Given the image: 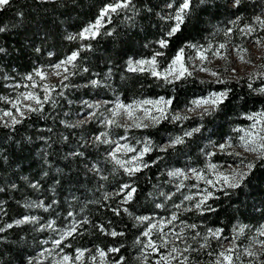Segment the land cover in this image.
Instances as JSON below:
<instances>
[{
  "label": "trees",
  "instance_id": "1",
  "mask_svg": "<svg viewBox=\"0 0 264 264\" xmlns=\"http://www.w3.org/2000/svg\"><path fill=\"white\" fill-rule=\"evenodd\" d=\"M116 2L10 0L0 9V27L5 29L0 32V48L4 49L0 52V114L11 109L21 92L37 95L42 101L35 107L42 110L30 112L15 126L5 127L0 120V264L34 263L48 226L60 230L73 225L75 231L65 240L68 253L104 251L121 264H137V243L148 224L138 218L159 213L157 191L167 172L187 164L203 166L209 144H222L234 128L248 124L247 116L264 111V93L259 91L264 89V71L253 80H207L192 72V76L166 83L148 71L128 70L130 59H151L156 52L163 53L156 56L157 68L165 70L181 47L184 56L189 55L186 44L202 46L229 29L234 33L252 25L264 13V0H241L235 8L231 0H213L212 5L193 0V14L163 49L157 41L167 38L172 21L161 17L174 13L182 0H133L135 12L110 13V22L105 17L94 38L80 36L106 5ZM170 2L172 8L167 7ZM73 53L78 55L66 65L61 81L47 83L34 74ZM28 75L33 80H27ZM93 81L98 83L93 85ZM44 85L49 86L47 93ZM226 90L228 102L218 111L210 109L212 115L206 111L175 123L164 119L147 129L145 134L154 146L145 155L143 168L132 175L104 155L107 148L103 151V146L85 140L100 132L93 122L75 125L66 121L69 114L79 113L81 102L98 98H118L125 104L171 98L170 108L176 111L200 97ZM196 128L200 131L184 135ZM175 134L184 143L161 150L166 137ZM234 158L216 152L211 156L213 162L229 163ZM250 162L256 168L245 186L214 190L205 210L195 217L198 226L222 229L221 234L229 235L236 225L264 223V160ZM39 204L43 207L36 206ZM25 217L36 219L16 223ZM113 248L119 251H110Z\"/></svg>",
  "mask_w": 264,
  "mask_h": 264
},
{
  "label": "rangeland",
  "instance_id": "2",
  "mask_svg": "<svg viewBox=\"0 0 264 264\" xmlns=\"http://www.w3.org/2000/svg\"><path fill=\"white\" fill-rule=\"evenodd\" d=\"M257 17L264 20V13L258 14L254 18L252 25L236 29L234 33H231L229 29L230 32L228 30V34L225 33L223 36H218L214 41L202 45L203 48L209 49L205 52L207 56L206 60H200L197 53L191 49L188 53L189 55L187 57L184 56L185 66L188 68V71L207 80H227L241 77H247L253 80L260 71H264V27L258 22ZM248 27H251L253 31L248 32ZM241 29H244V31H241ZM221 44L225 45V47L220 48ZM213 53H219V55H213ZM241 56H243V61L241 60ZM131 60L135 63L141 59ZM66 65H63L60 69H56L54 65L42 71L46 78L40 79L47 83L61 81L65 76ZM145 67L147 68V66ZM212 73H215V75ZM169 80H173V77H169ZM23 94L24 92L19 93L17 97L14 98L11 109L5 111L12 112L13 116L20 121L30 113V111L27 110L29 105L32 107H36L37 105L33 100L24 99ZM207 96L198 99L206 98ZM144 100L129 104H136ZM17 101H19L18 107L20 111L24 113L23 116L13 107V104ZM118 102L123 103L118 98L113 100L98 98L91 101H83L81 102L82 106L79 113L76 115L69 114L66 121L68 123H74L75 125L93 122L95 127L100 129V132L96 136L92 133L85 136V140L103 146V151L107 148L104 155L114 164L116 163L111 153L119 145L121 151L116 153V157L125 162L131 161V163H126L125 167H138L139 170L143 168V159L145 155L150 152L154 146L153 140L145 134L147 129L157 126L164 119H170L171 122L175 123L185 121L186 119L207 111L204 107L197 108L191 102L188 107L182 110L172 111L169 106L165 110V116L161 117L160 113L156 111L152 105L143 104L139 109L134 110V116L139 117V120L136 122L146 125V127L137 128L134 126V121L127 119L123 110H120V115L113 117L112 110L116 107ZM89 105H93V107H89ZM145 110H147L149 117H160L159 121L154 122L152 119L146 118ZM208 110H210V108ZM3 113L0 114V120L3 124L7 122L8 125H11L12 117L4 116ZM174 115L186 118L173 120L172 117ZM107 119H114L117 123L108 126L106 123ZM248 120L249 122L247 125L234 128L232 134L222 143L225 144L230 138L232 147L221 150L219 145H208V150L204 154L206 161L203 166H190L187 164L183 168H173L167 172L166 179L157 191L158 202L156 204L157 207L160 205L158 207L159 213L148 216V219L142 221L143 223H148L144 232L153 224L157 227L153 228L147 237L142 234V237L138 241L134 256V260L137 264H157V261H160V264H181V261H185V264H216L217 259L220 258L219 253L230 248L235 249L232 252L233 264H264V246H262L264 236L259 235L260 230L264 228V223H260L254 227L236 225L229 235L220 234V238L216 239L209 235V230L215 229H204V227L198 226L199 222L195 218L205 210L206 202L213 196L214 190L227 187V185L223 184L222 180L219 179L221 174L231 176L234 172L247 171L246 165L250 160L252 161L259 158L257 153L247 152L242 147H239L241 143L240 137L244 135V132L236 131L235 129H244L245 131L252 132L257 131V129L252 128L254 121ZM102 133H107V136H101ZM98 136L101 137V140L107 139L112 141V143L97 141L96 137ZM176 137H180V135L175 134L171 137H166L161 147L163 149L170 147L171 141ZM125 144L134 148L135 151L125 152L123 149V145ZM146 145L150 148V151L139 159H133L139 156V153ZM215 152L236 158L229 163L225 161L213 162L211 156ZM212 164L217 166L215 171L209 167V165ZM122 169L124 170V168ZM193 169L196 170L195 174L192 171ZM177 170L183 172L184 175H169V173ZM198 174H202L203 179H198ZM209 180L213 183H207ZM205 190H207V193H212V196L198 209L196 205L207 194ZM128 197H130L129 194L126 195V198ZM186 197H192V199L189 200L186 199ZM173 216L176 217L175 220L172 219ZM192 225H195V228L191 227ZM242 227L244 231L241 233L240 229ZM46 231V239L42 244V249L37 252L35 262L32 264H58V262L62 261L64 255L72 257L71 264H121L114 260L113 254L104 251L105 255L101 257L99 255L100 251L90 252V250H82L84 255L79 260H76L77 251L70 254L68 253L67 245H65V240L68 236L61 239L63 234L71 231V228L66 226L60 230H54V228L48 226ZM206 236L208 237L207 240H205ZM149 238L158 245L155 251L150 247L145 248ZM164 240L168 241L167 246L163 245ZM55 241H60L58 246L54 243ZM173 247L178 249V253H171L169 261L161 260V257L169 256L170 250ZM185 248H187L188 251H184ZM249 251L255 255L249 256L247 254ZM41 253H43V255H41ZM93 257H95V259H93Z\"/></svg>",
  "mask_w": 264,
  "mask_h": 264
},
{
  "label": "snow or ice",
  "instance_id": "3",
  "mask_svg": "<svg viewBox=\"0 0 264 264\" xmlns=\"http://www.w3.org/2000/svg\"><path fill=\"white\" fill-rule=\"evenodd\" d=\"M173 2H174V0H173ZM173 2L168 3L167 7L172 8ZM9 3H10V0H0V9H2L5 6H8ZM197 4H199V5H212L213 0H197ZM240 4H241V0H231V6L233 8L239 7ZM118 10H129V11L135 12V5L133 4V0H118V2H116V3L106 5L102 9V11L100 13V17L96 20V22L94 24H91L88 27L84 28L83 31L80 33V36L81 37L89 36V37L94 38L98 34L99 27L101 26L102 21L105 19V17H107L109 22H110V20H111L110 13H116ZM148 10L151 11V9H148ZM193 12H194L193 0H182V2L180 3V5L178 6L177 10L174 13H172L166 17H161V19L172 21V24H171V27L169 28L168 32L166 33L167 38H162V39L157 41L160 48L163 49V48H167L169 46L170 38L175 36L177 33L181 32L182 26L189 19V17L193 14ZM257 20L261 24V26L264 27V20H261L259 17H257ZM233 23H236V21H233ZM3 31H5V29L3 27H0V32H3ZM241 31H244V29H241ZM247 31L251 32V31H253V29L251 27H248ZM229 32H230V30H229ZM108 34L110 35V33H108ZM226 34H228V33L226 32ZM68 38L74 39L75 37L70 36ZM185 47L193 49L197 53L198 58L200 60L203 61V60L207 59L205 52H207L209 49H205L202 46H199V45L193 44V43H188L185 45ZM224 47H225V45H223V44L220 45V48H224ZM3 51H4V49L0 48V52H3ZM36 51L39 52L40 49L37 48ZM77 55H78V53H73L66 60L61 61V63L56 64L54 67L56 69H60L63 65L72 64V62L76 59ZM160 55H163V53L156 52L155 56H153L151 59H141V60L136 61L135 63L130 59L128 61V70L134 71V72L135 71H139V72L148 71L152 76L158 77V78L164 80L166 83L173 82V81L169 80V77H173V80H180V79L185 78L186 76H192V72L188 71V68L185 66L184 47H181L177 51V54L175 55V57L172 59L171 63L168 65V67L163 72L158 71V69H157L156 56H160ZM213 55H219V53H213ZM221 58H224V57H221ZM241 60L243 61V56H241ZM145 66H147V68ZM201 70H203V69H201ZM65 71H67V69H65ZM85 71H87V69H85ZM34 74L36 76H39L41 79L46 78L45 74L41 70H36ZM57 74H59V73H57ZM212 74L215 75V73H212ZM26 79L31 81V80H33V76L28 75L26 77ZM65 79H67V77H65ZM92 83H93V85H96L98 82L93 81ZM33 87H35V83H33ZM43 87H44L45 93H47L49 90V86L44 85ZM249 87H251V85H249ZM228 91L229 90L221 91V92H213V93H210L209 96H207L206 98L194 100V101H192V103L197 108L204 107L208 111V115H212L213 112L211 110H208V109L210 108V109L217 110V111L220 110L221 105H225L229 100ZM259 91L264 93V89H260ZM23 98L33 100L37 105H42V101L40 100V98L37 95H34L32 93H24ZM48 98L49 97L47 95H45L44 99L47 100ZM18 103H19V101L14 103L13 107L17 109V111L20 113L21 116H23L24 113L22 111H20V109L18 107ZM143 104L152 105L156 109V111H158L160 113V116L163 117V116H165V110L172 104V99L171 98L165 99L164 97H160L157 100H144L142 102H139L136 104H129V105H124L123 103L118 102L116 104V107L112 110V115H113V117L118 116L121 114L120 110H123L124 114H126L127 119L134 121L135 127H137V128L146 127V125H143L139 122H136L139 120V117L134 116V110L139 109L141 107V105H143ZM89 107H93V105H89ZM27 110L30 112H37V111L42 110V107L41 108H35V107H32L31 105H29ZM3 115L12 117V119H11V125L12 126H15L16 124L21 122L15 116H13L12 112H4ZM145 116H146V118L152 119L154 122H158L160 119V117H149L147 110H145ZM185 118L186 117H181L179 115H174L172 117L173 120H181V119H185ZM246 118L254 121L252 128L257 129V131L252 132V131H245L244 129H235L236 131L244 132V135L240 137L241 143L239 144V147H242L247 152L257 153L259 159L264 160V111L258 112V113H253V114L247 116ZM106 123L108 126H111L117 122L114 119H107ZM4 126L8 127L9 125L7 124V122H5ZM71 126L74 127L75 125H71ZM199 131H200V129L196 128V129H193L192 131L185 132L184 135L190 137L193 135V132H199ZM101 136L106 137L107 133H102ZM96 140L100 141V142H104V143H112V141L107 140V139L101 140L100 136L96 137ZM183 143H184L183 137H176L174 140L171 141V146L175 147L176 145H180ZM219 147L221 150H224L225 148L232 147V144L230 142V138H229L228 142H226L225 144L219 145ZM123 149L125 152L135 151L134 148L129 147L127 144L123 145ZM161 150H164V149H161ZM120 151H121V147L118 145L115 148V150L111 153V156H112L113 160L115 161V163L117 165H119L120 167L124 168V171L127 172L129 175H132L135 171L139 170L138 167H125V164L131 163V161L125 162V161L118 159L116 157V153H118ZM148 151H150V148L146 145L144 147V149L139 153V156L134 157L133 159H139ZM75 155H82V153H75ZM144 166L146 167L147 165L145 164ZM209 167L213 171H215L217 168V166L214 164L209 165ZM261 167H264V165H261ZM246 168H247V171L234 172V173H232L231 176L221 174L219 179H221L223 184L227 185L228 188L240 189L242 186H245L244 182L246 180H248L252 171L256 168V164L249 162L246 165ZM192 171L194 174L196 173L195 169H193ZM45 175H46V173H45ZM169 175L183 176L184 173L177 170V171L169 173ZM197 178L203 179V175L198 174ZM207 183L212 184L213 182L211 180H209V181H207ZM32 187L35 188V187H37V185L33 184ZM125 187H127V186H125ZM0 191H3V189H0ZM134 191H135V189H132V192H134ZM205 192L207 193V190H205ZM129 195H131V193H129ZM211 196H212V193H207L205 195V197L199 203H197L196 207L198 209L201 208V205L204 204L205 201ZM186 199L190 200V199H192V197H186ZM36 206L37 207H43V204H39ZM159 206L160 205H158V207ZM28 207H32V205H28ZM208 210L215 211V209H212V208H209ZM35 219H36L35 217H25L24 219L19 220L16 223L17 224H23V223H28V222H34ZM138 219L143 221V220L148 219V217H139ZM172 219L175 220L176 217L173 216ZM8 227H12V225H9ZM156 227L157 226L155 224H153L146 232L143 233V235L146 237L149 236V233L152 231V229L156 228ZM191 227L195 228V225H192ZM75 228H76V226L73 225L71 231L63 234L61 239H64L66 236L71 235V233L73 231H75ZM0 231H3V229H0ZM243 231H244V229L242 227L240 229V232L242 233ZM221 232H222V229L209 230V235L213 238L219 239ZM111 235L116 236L117 233L112 232ZM121 235H122V233H121ZM259 235L264 236V228H262L260 230ZM207 239H208V237L206 236L205 240H207ZM54 243L58 246L60 241H55ZM167 244H168V241L164 240L163 245L167 246ZM262 246H264V242H262ZM149 247L155 251L157 249L158 245L149 238L147 244L145 245V248H149ZM234 250H235L234 248H230L224 252H220L219 257L222 259L218 258L216 261V264H233L232 252ZM110 251L118 252L119 249L113 248V249H110ZM184 251H188V249L185 248ZM171 253H178V249L176 247L171 248L169 256L161 257V260L169 261ZM247 254L249 256L255 255L251 251H249ZM41 255H43V253H41ZM83 255H84V252L82 250L78 249L77 255H76V260H79ZM99 255L101 257H103L105 255V253L103 251H100ZM93 259H95V257H93ZM71 262H72V257H70L68 255H64L62 257V261L58 262V264H71ZM29 264H31V261H29ZM157 264H160V261H157ZM181 264H185V261H181Z\"/></svg>",
  "mask_w": 264,
  "mask_h": 264
}]
</instances>
